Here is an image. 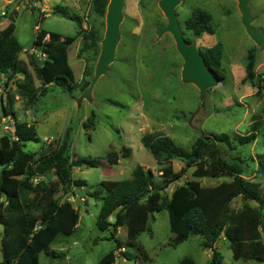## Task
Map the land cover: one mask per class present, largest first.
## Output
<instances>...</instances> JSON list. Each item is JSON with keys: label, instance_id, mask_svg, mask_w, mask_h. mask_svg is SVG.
<instances>
[{"label": "rangeland", "instance_id": "374dc122", "mask_svg": "<svg viewBox=\"0 0 264 264\" xmlns=\"http://www.w3.org/2000/svg\"><path fill=\"white\" fill-rule=\"evenodd\" d=\"M94 1L0 0L1 28H7L11 22L15 24V38L24 49L21 60L31 63L32 58H36L30 51L38 30L63 37L76 38L78 35V23L57 13L58 7H64L71 16L79 17L86 32L96 27L104 38L106 16L95 13ZM159 1L125 0L116 60L110 72L96 84L92 100L81 101V97L85 84L94 77L99 56L96 63H88L90 55L83 53L81 56L83 40L78 38L69 49L75 85L65 89L49 86L47 94L40 97L28 113L22 99L15 104L18 119L36 126L40 142L27 143L24 148L25 152L34 153L35 159L56 150L65 133L72 130L71 158L76 164L73 179L85 183L82 187L74 186L64 196L80 209L78 229L71 237L59 235L50 246L51 254L43 252L39 255L40 264H98L117 248L112 238L113 230L103 231L97 226L102 201L91 194L101 188L102 182L131 179L138 165L152 171L156 182H160L161 167L142 144V138L148 134L169 136L176 146L191 151L194 142L202 136L226 135L232 139L235 135L248 134L253 123H259L257 141L250 147L232 152L227 159L249 158L245 179L259 185L264 197V174L257 173L259 155L264 157V52L243 27L238 2L183 0L177 8L183 33L196 40L200 50L222 47L225 79L207 92L199 108L198 88L182 82L184 61L172 36L165 34L160 40L157 38V27L167 25ZM197 9L212 16L214 34L205 33L196 38L186 31L185 22ZM250 14L255 20L254 28L264 34V0H251ZM252 49L257 52L256 78L245 81L248 55ZM35 50L40 51L39 48ZM29 72L36 87L41 89L43 86L33 66ZM86 73L93 76L86 77ZM23 80L21 76L14 79L10 84L11 93L17 92V85ZM89 118H93L91 126L87 123ZM2 119L0 104V139L4 136L13 139L14 122L3 124ZM125 148L131 150V156L121 159L116 166L109 165L108 155L116 153L121 157ZM89 161L99 162L100 166L91 168L86 164ZM173 166L179 172L183 164L174 161ZM193 171H188L183 182L194 180L202 185L217 186L232 181L229 178L194 179ZM53 179L54 175L50 174L43 182L49 183ZM183 182L173 186L169 193ZM1 203L6 204L4 197L0 198ZM231 207L239 211L247 209L251 214L261 211L264 215V208L260 210L259 204L242 198L236 199ZM149 226L151 232H145L137 239V245L144 249L147 259L136 248L127 247V232L123 229L116 236L125 249L117 253V264H179L185 258H191L197 264L211 263L212 251L203 246L201 237H191L178 247L173 246L174 235L167 212L156 213ZM3 239L4 228L0 223V261L3 260ZM215 249L222 255L223 264H264L235 260L226 240H221Z\"/></svg>", "mask_w": 264, "mask_h": 264}, {"label": "trees", "instance_id": "16d2710c", "mask_svg": "<svg viewBox=\"0 0 264 264\" xmlns=\"http://www.w3.org/2000/svg\"><path fill=\"white\" fill-rule=\"evenodd\" d=\"M110 0H95L94 11L105 17ZM57 13L78 23L80 30L76 38L63 37L39 30L33 49H40L47 58L40 64L35 58L31 63L21 60L23 47L15 38V24L0 28V104L3 118L14 122L13 139L4 136L0 139V198L6 204H0V223L4 228L3 260L0 264H40L39 255L51 254L50 246L59 235L71 237L78 229L80 209L65 195L73 187H82L83 181H74L73 171L76 167L71 158L72 136L68 130L59 147L49 155L35 159L34 153L25 152L27 143H39L36 126L20 121L15 113V104L22 99L25 110L34 108L40 97L47 94L49 86L72 88L75 85V74L69 63V49L78 38L83 40V53L89 54L88 63H96L101 53L103 35L92 27L85 31L81 19L71 16L67 9L58 7ZM186 31L199 38L203 34H214L212 16L201 9L193 12L185 22ZM190 45L193 40L187 38ZM201 53L220 80L225 79L222 65V47L201 49ZM256 49L249 51L247 77L245 81H254L257 65ZM33 66L42 88L35 85L29 68ZM18 76L24 78L17 85V92L11 93V85ZM93 74L86 73V77ZM92 80V79H91ZM91 81L85 84V90ZM88 125L93 124L89 118ZM259 123H253L246 135H235L232 139L226 135L202 136L191 149L175 145L173 139L165 135L148 134L142 138L143 146L150 151L157 165L161 167L160 182H156L152 171L138 165L132 178L124 181H105L100 189L91 195L101 199L102 205L98 214L99 229L113 230L112 238L117 248L106 255L98 264H117V252L123 243L117 239L120 229L127 231V247L136 248L145 259L147 255L137 239L145 232H151L150 220L156 213L167 212L171 232L174 235V247H178L191 237L203 238V246L213 253L210 264H223L222 255L215 246L224 238L230 243L235 260L264 263V215L261 211L251 214L232 209L233 202L242 198L244 201L259 204L264 208V197L260 186L248 182L245 177L250 160L245 157L227 159L232 152L243 147L252 146L258 139ZM87 127V125H86ZM131 156L130 149H123L119 154L111 153L107 161L111 166L119 164L121 159ZM174 161L183 167L175 171ZM253 161V159H251ZM91 168L100 166L99 162H86ZM194 169V179L229 178L217 186L202 185L199 181H185L189 170ZM258 174H264V157L259 155ZM53 174L49 183H33V178L45 179ZM170 194V189L177 185ZM63 192L64 195L60 196ZM112 219H114L112 221ZM179 264H197L191 258L183 259Z\"/></svg>", "mask_w": 264, "mask_h": 264}, {"label": "water", "instance_id": "95a60500", "mask_svg": "<svg viewBox=\"0 0 264 264\" xmlns=\"http://www.w3.org/2000/svg\"><path fill=\"white\" fill-rule=\"evenodd\" d=\"M242 16V25L251 40L264 52V34L257 31L254 19L250 14L251 0H236ZM183 0H160L159 7L167 19V25L157 27V38L160 40L165 34H170L176 49L184 61L181 73L182 82L194 85L200 92L199 108L204 102L207 92L218 87L222 80L207 66L198 48L197 41L188 44L181 25L178 21L177 8ZM125 0H110L106 14V32L101 42V53L95 67L94 77L90 86L83 92L82 100H92V95L98 81L110 72V67L116 60L117 49L121 41V24L124 19Z\"/></svg>", "mask_w": 264, "mask_h": 264}, {"label": "built area", "instance_id": "2783aa9c", "mask_svg": "<svg viewBox=\"0 0 264 264\" xmlns=\"http://www.w3.org/2000/svg\"><path fill=\"white\" fill-rule=\"evenodd\" d=\"M39 31V30H38ZM30 54H31V56H33V57H36L37 59H38V61H40V62H43L46 58H47V55L43 52V51H39V52H37L35 49H32L31 51H30ZM12 122L13 120L11 119V118H3L2 120H1V122L3 123V124H5V123H7V122ZM13 132H14V127H13ZM43 179L41 178V177H36V178H33V183L34 184H38L40 181H42ZM121 251H125V249L124 248H121V250H119L118 252H121ZM117 252V253H118Z\"/></svg>", "mask_w": 264, "mask_h": 264}, {"label": "crops", "instance_id": "0c3cea01", "mask_svg": "<svg viewBox=\"0 0 264 264\" xmlns=\"http://www.w3.org/2000/svg\"><path fill=\"white\" fill-rule=\"evenodd\" d=\"M39 6H40V4H38ZM0 28H1V24H0ZM70 54V53H69ZM70 63V62H69ZM30 111V110H29ZM29 111H27V113L29 112ZM121 230H123V229H120L119 230V232L121 231ZM118 232V233H119ZM127 232V231H126ZM221 240H223V241H225V239L224 238H222ZM219 245V243L215 246L216 248H217V246ZM212 255H213V253H212ZM212 255H211V259H212Z\"/></svg>", "mask_w": 264, "mask_h": 264}]
</instances>
